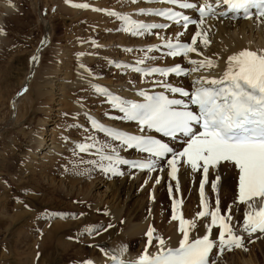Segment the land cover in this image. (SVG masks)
I'll return each mask as SVG.
<instances>
[{
    "label": "rangeland",
    "instance_id": "rangeland-1",
    "mask_svg": "<svg viewBox=\"0 0 264 264\" xmlns=\"http://www.w3.org/2000/svg\"><path fill=\"white\" fill-rule=\"evenodd\" d=\"M11 2L13 7L0 18V264L97 262L100 254L103 257L99 244L109 247L121 244L133 257H137L144 251L142 242H129L126 239L131 215L136 214L137 221L138 217L147 220L150 215L154 220L158 216L159 220H163L160 222L161 229L159 227L162 230L173 215V196L169 192V184L176 185V181L171 180L165 171L159 186L154 181L152 171L144 172L136 183L138 194L127 197L124 193L126 185L121 186L113 181L121 175L112 177L97 165L88 163L91 160L99 161L95 149L81 153L76 147L79 143H92L88 137H94L99 142L97 146L107 144L110 147L105 150H118L114 141L111 138L107 140L103 134L91 128L92 132L79 129L76 118L73 119L71 115L81 113L80 106H83L94 110L102 118L122 120L115 115L110 104L97 99V93L94 94L97 97L93 98L88 95L86 88L95 90L93 86L81 83L77 90L66 89L65 96H58L56 92L61 90L56 84L63 82L57 79L63 76V71L69 70L72 77V70L76 69H89L102 82L127 79L132 85L145 84L146 80L128 75L129 71L115 67L109 60L110 57L126 53L130 59L155 62L154 58L143 56L144 51L132 46L154 41L155 34L131 35L121 30L123 25L116 17L94 10L131 12L142 5L138 0L135 3L132 0ZM75 4H88L89 7L81 9L74 7ZM164 36L159 41L169 38L168 35ZM91 39L104 45L109 41L117 44L100 46L90 43ZM38 89L44 92L43 96ZM55 98H60L64 110H53L60 106L53 102ZM71 102L79 106L75 103L77 108H73ZM54 113H59L56 120L52 117ZM50 128L54 129L55 142L61 148L60 155H53V159L48 160L32 156L37 154L35 151L32 153L36 145L33 135L41 133L45 138ZM103 163L107 164V161ZM120 170L124 173L122 168ZM152 192L159 193L156 202ZM211 193H214L212 189ZM230 194L229 198L220 200L222 212L230 206V200H236L235 193ZM187 195L195 202L190 192ZM215 200L212 197L213 205ZM242 211L240 209L236 214L237 222L243 217ZM47 213H58L62 217L51 222L52 219L43 217ZM254 242L253 238L249 239L241 253L232 256L229 254L233 250L225 253L231 258L242 253L246 257L255 256L258 264H264V244L256 246Z\"/></svg>",
    "mask_w": 264,
    "mask_h": 264
},
{
    "label": "snow or ice",
    "instance_id": "snow-or-ice-1",
    "mask_svg": "<svg viewBox=\"0 0 264 264\" xmlns=\"http://www.w3.org/2000/svg\"><path fill=\"white\" fill-rule=\"evenodd\" d=\"M67 2V0H66ZM133 3L137 0H132ZM178 5L181 9H192L198 12L199 19H193L182 12L172 9L152 10L140 9L139 14H155L166 17L169 21L182 24L185 31L189 25H195L197 31L191 41L173 43L168 41L166 55L170 57L183 56L190 53H199L197 40L207 46V33L201 27L208 16H226L243 13L244 18H251V9H256V15L264 18V0H204L202 4L188 2V0H165ZM74 7L88 8V4H75ZM227 6L228 11L217 13L216 9ZM105 11L107 15L116 17L123 22L122 31L134 36L151 34L152 29L167 28L166 24H145L132 19L129 15L120 14L112 10ZM183 35V33H180ZM131 51V49H128ZM152 51V49H149ZM144 60L137 61L143 64ZM194 65L192 72L203 68L214 69L218 64L212 59L197 61L190 59ZM129 67L128 65H120ZM83 67V65H81ZM133 71L143 75L159 74L168 77L170 74L188 75L189 73L179 64L171 67H133ZM163 87L164 93L149 94L140 90L137 95L143 97V102L126 100L116 96L107 89L94 85L95 90L106 96L108 102L118 109L123 116L121 119L135 121L139 134H132L106 127L95 119L91 120L92 128L103 132L112 140L119 141L127 149H135L147 154V159L132 161L121 157L116 148H111V154L105 152L107 144L98 145L94 137H88L92 143H79V152L86 153L95 149L99 161L91 160L88 163L97 165L104 173L113 176L123 175L119 165H129L140 170L169 169L168 175L176 181L179 191L178 173L181 165L190 168L192 172L202 174L200 204L202 210L193 219L184 218L181 211L182 200H173L172 220L178 221L180 238L176 246H167L166 240L155 236L154 228H149L146 235L148 243L138 258L123 259L127 251L122 248L119 255H111L114 264H215L210 262V254L214 248L220 253L225 248L231 250L233 246L241 247L243 237L236 234L233 224V206L221 212L220 200L217 197L213 207L205 197V184L208 183L210 169L216 170L222 164H229L238 170V194L234 205H244L242 230L249 236L259 232L264 233V50H241L227 57L225 67L216 77L201 76L193 81V88L188 91L164 81L155 82ZM179 94L180 98H175ZM158 133L172 141H183L177 150L162 139L156 138ZM107 161V164L103 163ZM220 176L217 174L211 183L213 191L217 190ZM160 180L157 179L156 183ZM171 192V186L169 187ZM203 228V234H193L197 229V222ZM218 229V232H214ZM91 231V230H90ZM156 241V252L150 253L148 248ZM218 242V243H217ZM91 264V261L85 262Z\"/></svg>",
    "mask_w": 264,
    "mask_h": 264
},
{
    "label": "bare ground",
    "instance_id": "bare-ground-1",
    "mask_svg": "<svg viewBox=\"0 0 264 264\" xmlns=\"http://www.w3.org/2000/svg\"><path fill=\"white\" fill-rule=\"evenodd\" d=\"M11 1L12 0H0V18H2L1 16L4 15V13L7 14V12H9V9H11V7H13V3ZM201 1L204 2V0H201ZM138 2L142 6H138V7L134 8L133 10H130L131 12H127L125 10H124V12H126L127 15L133 16V17L138 18L140 20H145V21L156 20L153 16H146L145 14H139L138 11L140 9H150V8H161V7H163V5L160 3H143L141 0H138ZM209 2H212V0H209ZM140 4H137V5H140ZM67 6H68V4H67ZM101 8H102V6H101ZM92 10H90V11H92ZM220 11H221V9H218V12H220ZM115 12H117V11H115ZM118 12H121V10H118ZM0 23H1V21H0ZM197 30L198 29L196 26H189L187 31H185L183 29V27H181V26H172L166 30L156 29V30H152L151 34H150V35L155 34L154 41L149 42V43H143V42L141 43L138 41L139 43L132 44V46L133 47L141 46V48H144V47L152 45V44H158L157 41L160 42V44H165L168 41H171V42L188 41L190 34L194 31L196 32ZM199 30H201L202 32H206L208 40L210 41V43L207 46H204L200 42V38H198L196 47L198 48L200 54L190 53L187 58H185V57L169 58L166 55L159 56V55H157L154 52H151L149 50L141 49L144 51L143 56L148 55L151 58H154L155 62L149 61V60L144 61V63L140 64V66L146 67V66L152 65L154 63L170 65V64L175 63V62H181L184 66H190L192 69L195 66L189 63L190 59H194L197 61H201V60H205V59H212L213 61H215L218 64L217 68H214V69L203 68V69H200L199 71L193 72L192 74H189L188 76H185V77H176V76H172V75H169L168 77H162L159 74L141 75V74H136V73L130 72L128 68H126V69L121 68L124 71L125 70L129 71L128 75H131L133 77L135 76L137 78L140 77L139 79L147 81L145 84L142 83V85L135 84V83H134L135 85H132V84H130V81H128L127 79H119V80H115V81L108 80L107 82H102L101 80H98L96 75L91 74L89 72V69L88 70H82V69L72 70L73 76L71 77V74L69 73V70H68V72L63 71L61 73L63 76L57 78L59 81H63V82H58L56 84L58 86V90H61L60 92H56V93L58 94V96L59 95L65 96V93L67 94V92H66L67 90L68 91L70 89L71 90L72 89L77 90V88H80L79 86L81 85V83L82 84L85 83V84H88L91 86L98 85L102 88L107 89L108 91L116 92L120 97H123L126 100H132V101L138 102V101L143 100V97H140L137 95V93L140 90H144V91L148 92L149 94H153L154 92L166 91L163 87H161L155 83L157 81H164L168 84H179L182 86H188L194 80H196L197 78H199L201 76H205V77H209V78L219 76L220 72L225 67L227 57L234 54V53H237V52H239L241 50H245V49L252 50V51L264 50V18L253 17V18L248 19V20H244L242 18H239V19H236L235 21L230 20V19L223 20V18H214V19L208 18V19H205L204 24L202 25L201 29H199ZM180 33H183V35H180ZM145 34H149V33H145ZM164 35L165 36L168 35L169 38L166 39ZM162 36H164L165 39L164 38L163 39L165 41L164 40L159 41V39ZM122 39H123V37H122ZM93 43L100 44V46L104 45L103 43L101 44L96 39L94 40ZM111 44L114 45L117 43L109 41V44L107 42V45L106 44L105 45L109 46ZM132 46H128V47H132ZM114 48H116V47H114ZM113 54H114V52H113ZM125 54L123 53V54H119V55H115L113 57H110V60H109L110 63H113V65L115 67L116 66L119 67L120 65H122L121 63H124L125 61L138 65L137 61H139V60H134L132 58L130 59V57L126 56ZM92 57H94V56H92ZM53 85H55V83ZM81 88H82V86H81ZM38 91H39V89H38ZM49 91H47V92H49ZM86 91L91 98H93V96H96V95H94L96 93L98 96V92L96 90H92V88H90L89 90H87V88H86ZM28 92H29V90H28ZM39 92L41 93V91H39ZM42 93H44V92H42ZM42 93H41V95H42ZM26 95L27 94H25L24 96H26ZM29 96L30 95H28V97ZM69 97L70 96H68V98ZM55 99L53 102L57 105H60V106L55 107L53 110H64L65 106H63L64 104H62L61 101L59 102L60 98H58V100L57 99L55 100ZM97 99H99L100 101L105 102L107 104H110L108 102V100H106L105 98H102L101 96H98ZM69 100H70V98H69ZM28 102H29V100L26 101V103H28ZM65 102H67V101H65ZM65 102H63V103H65ZM75 103L73 104V102H71V104L74 105L73 108H75V107L77 108V106H79L77 103H76V105H77L76 106ZM110 106H111V108L113 107L111 104H110ZM80 107H81V113L80 112L79 113H77V112L72 113L71 116L73 117V119L76 118V124L80 123L79 124L80 126L85 125L86 128L89 129V132H92V131H90V128L87 127L85 119H84V115L88 114V113L96 115L102 122H104L107 125H111V126L119 127V128H124V129H128V130L138 131V125L136 123L131 122V121L121 119L120 117H122L123 115L120 114L119 112L115 111V115H118L120 120H122V122L127 121L128 122L127 124L122 123L119 120L118 121L117 120H108V119L102 118L94 110H92V109L90 110V108L88 109V108L83 107V106H80ZM80 107H78V108H80ZM67 108L65 110H67ZM113 109H114V107H113ZM52 115H53L52 117H54V119L53 118H51V119H53V120H56L59 117V113H56V114L54 113ZM16 117H17V115H16ZM49 117H47V118H49ZM49 119H48V121H50ZM45 121L46 120H44V122ZM39 122H41V121H39ZM39 124H41V123H39ZM41 132H43V131H41ZM53 132H54V129L50 128V130L48 131V136L45 138L42 136V134L40 132H39L40 134H36V135L34 134L36 136V138L33 135V139L36 140L34 142L36 145H35V147H33L35 150H32V153H33V151H35V152H37V154L34 153V155L32 154V156L37 157L38 159L48 160V159H51L53 155H57V156L60 155L59 151H61V148H60L59 144H57L55 142L56 137L54 135L55 133H53ZM53 136L55 138H53ZM103 136L107 140L110 139V137H107L105 135H103ZM100 137H102V135ZM113 141H114L116 147L118 148L117 151L120 153L121 157L127 158V157L133 155L132 149H127L126 147L121 146L120 142H117L115 140H113ZM105 152L108 154H111V151L105 150ZM29 162H30V159H29ZM165 167H164L163 171L159 170V167H158L157 171H152L154 173V176H155V178H154L155 183H156L157 179L160 180V182L158 183L159 186L161 185L160 184L161 181H163L162 178H163L164 172L166 171V175H168V172H169V169L167 168L166 165H165ZM119 168H122L124 170V173L121 170L123 175L119 176L118 178L114 179L113 181L115 183L121 185V186L126 185V187H124L125 190L123 189L124 193L127 194L126 195L127 197L132 198L138 194L136 183L138 180H140L141 177H143L144 172H136L133 170H129L128 168H123L120 166H119ZM217 174L220 176V180H219L218 185H217V190L214 191V193L212 194L211 193L212 188L210 185L213 182V180L215 179V176ZM149 175L150 174H148V177H149ZM112 177H114V176L112 175ZM178 179H179V191H177L176 185L169 184V187L171 186V192L170 191L169 192H170L171 196H173V200L174 199L175 200H182V205L179 207L178 211H181L183 215H186L184 218L193 219L196 216V214L202 210L201 204H200L201 197H200V191H199V186L201 183L202 174L200 172H192V170L190 168H187V167L181 165L180 171L178 173ZM173 187H175V189ZM188 192H190V194H192L194 196L195 202H192L191 199H189V196L187 195ZM230 193H232V194L235 193L234 196H236V198H237V194H238V170L229 164H222L216 170L210 169L209 176H208V183L205 184V197L208 199V201L211 203V205L213 207L215 206V202H214V205L211 202L212 197H214L216 199L218 197L219 200L223 201V200L229 198L228 195H231ZM151 194L153 195V198L155 197V202H156V199H159L158 198L159 193H157V192L153 193L152 192ZM230 202H231L230 206H233V214H234L233 215V224L235 225V229L237 231V234L243 236V243H245V241H247L249 238L253 237L255 240L254 243H256L255 244L256 246H259L260 244H264V233L257 232L255 234L249 236L246 232H244L242 230L241 225L243 222V218H241L239 222L236 221L237 220V216H236L237 212L240 211V209H242L243 210L242 216H243L244 211H245V206L244 205L236 206V205H234V201L230 200ZM196 209H198V211ZM156 211H157V209H156ZM135 215L136 214H133V216L131 215V218H130L131 221H128V222H130V224H129V227L127 229L126 239H128L129 242L141 241L142 246L145 249V247L148 243L147 238L144 236L145 231L147 229H149L150 226H152L155 229V232L153 233L154 237L157 235L161 236L166 240L167 246H173V247L176 246V244L180 238V233L178 232V225H179L178 221H174V220L170 219V221L168 220L169 221L168 223H166V224L164 223L165 227L162 230H160L161 229L160 222L163 220H159L158 216L157 217L155 216L154 220L150 218V215L148 216L147 220L146 219L140 220V218L138 217V221H137V219L135 218L136 217ZM163 218H164V216H163ZM54 220H56V218L52 219L51 222H53ZM200 223H201L200 221L197 222V229L193 233L194 235L195 234H203L204 230H203V228L200 227ZM159 227H160V229H159ZM214 232H217V229H215ZM95 245H98V244L96 243ZM155 245H156V241L154 239L153 240V246L148 248V251L150 253L156 252L157 248ZM98 246H99V248H101V251L103 252V257H101L102 255L100 254V259L97 262L92 261L91 264H106L107 262L112 260L110 258L111 255H119L121 249L125 248L121 244H117V245L112 246V247L111 246L110 247L105 246L104 244H99ZM241 250H242L241 247L235 248L233 250V252L229 255L232 256L233 254H235L237 252L241 253ZM229 255H227V253L222 252L221 256L219 257V260L216 261L215 263L216 264H221V263L222 264H258L259 263L258 258H256L255 256L251 257L249 255L248 257H246L242 253V254H238L237 256L235 255V257L231 258V257H228ZM138 257H139V254L137 257H133V255H131L128 251H126L123 254L122 258L125 260H134ZM81 262H84V261H81ZM83 264H85V262Z\"/></svg>",
    "mask_w": 264,
    "mask_h": 264
}]
</instances>
